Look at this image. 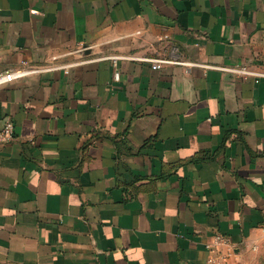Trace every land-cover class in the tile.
Instances as JSON below:
<instances>
[{"label":"crops","instance_id":"obj_1","mask_svg":"<svg viewBox=\"0 0 264 264\" xmlns=\"http://www.w3.org/2000/svg\"><path fill=\"white\" fill-rule=\"evenodd\" d=\"M21 66L0 264H207L216 233L221 264L256 262L264 77L229 69L264 73V0H0V71Z\"/></svg>","mask_w":264,"mask_h":264},{"label":"built area","instance_id":"obj_2","mask_svg":"<svg viewBox=\"0 0 264 264\" xmlns=\"http://www.w3.org/2000/svg\"><path fill=\"white\" fill-rule=\"evenodd\" d=\"M111 60L113 63L116 61V57H111ZM145 61H148L151 63V69L157 70L161 67L168 65V64H179L182 65L186 72H189L190 69L194 66L193 63L186 62V61H175L172 59H165V58H145L142 59ZM231 72L240 75L242 77H254L255 82L258 81L259 78L264 77V73L261 72H255L250 71V69L246 66H239V67H233L229 69ZM41 72V69L37 67H9L6 70L0 71V87L4 86L8 83H11L12 81L16 79H20L22 77H25L29 74L39 73ZM119 77L118 73L115 72L113 74V78L117 80ZM14 138V126L12 121L7 120L4 122L3 126L0 127V144H8L11 142ZM229 242L228 238L225 235L222 234H214L212 237V240L210 243H206L204 245V248L207 251H214L213 254H211L207 259V264H221L224 262L228 256L232 255V253L229 251ZM224 247L227 248V252L224 254L221 253L220 249Z\"/></svg>","mask_w":264,"mask_h":264},{"label":"rangeland","instance_id":"obj_3","mask_svg":"<svg viewBox=\"0 0 264 264\" xmlns=\"http://www.w3.org/2000/svg\"><path fill=\"white\" fill-rule=\"evenodd\" d=\"M253 264H264V249L258 254L256 262H254Z\"/></svg>","mask_w":264,"mask_h":264}]
</instances>
